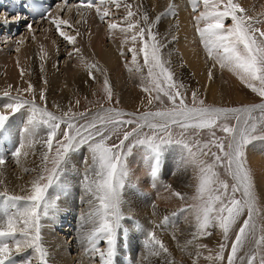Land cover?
I'll return each instance as SVG.
<instances>
[{
  "label": "snow or ice",
  "instance_id": "1",
  "mask_svg": "<svg viewBox=\"0 0 264 264\" xmlns=\"http://www.w3.org/2000/svg\"><path fill=\"white\" fill-rule=\"evenodd\" d=\"M200 2L191 0L193 12L198 10ZM202 3L204 10L194 19L196 32L208 59L214 62L213 66L219 65L220 69L233 73L264 101V31L255 27L253 18L247 16L246 10L234 0H202ZM99 4H112L116 8L121 6L120 0H99ZM79 7L92 8L95 4L87 0ZM125 7L128 9L125 17L127 26L119 30L132 32L131 41L135 43L139 39L142 44L139 52L143 54L144 66L147 67V77H142V80L146 79L142 90L148 93L147 103H163L162 98H166L171 107L137 115L101 105L95 113L90 114L91 110L77 113L69 108L57 116L46 107L37 105L34 97L28 100L5 91L3 96L9 98L10 102L0 106L4 109L0 111V138H3L11 115L25 108L29 111L27 126L23 129L25 138L12 153L17 163L22 155H28L24 151L26 148H34L39 129L44 127L47 133L42 140L46 149L41 157L42 170L31 181L28 194L15 195L6 188L0 191V264H15L14 253L29 249L36 254L39 264H48V254L42 244L41 221L54 215L56 206L47 193L59 181L62 165L67 162L70 153L83 146H87L90 153L91 163L89 165L85 161L87 167L83 182L85 191L92 197L89 203L93 204V209L82 218L91 227L81 234V240L87 252L99 257L100 264H114L117 230L124 219L121 212L122 194L130 175L127 158L134 148H140L150 176L155 180L162 157L173 146L179 149V167L184 170L191 167L196 173V194L192 197L194 203L186 209L191 211L195 220L193 239L211 235L208 231L210 228H217L222 234L218 253L206 259L220 264H224L225 260L226 264H257L259 259V264H264V252L261 251L264 249V226L258 224L261 213L245 152L254 140L264 139V134H258V130L264 133V102L248 107L218 108L206 106L204 100H198L197 93L193 92L192 105L189 106L181 92L183 85L175 81L174 74L161 59L159 41L152 31L149 16L146 13L142 15L147 27L142 26L132 21L137 14L131 10L132 6L128 4ZM96 13L101 21L110 14L107 8L102 11L101 7H96ZM227 18L231 20L228 26L225 25ZM159 20L160 17H157L156 21ZM52 23L65 41L75 43L76 37L61 31L62 25L71 27L68 21L61 18L53 19ZM108 28L115 30L118 25L109 23ZM129 51L133 54L132 63L136 65L137 49L130 48ZM86 68L91 79H95L93 69L100 71L95 64L86 65ZM135 71L142 69L137 67ZM208 76L212 78L211 70ZM25 91L33 93V86L29 84ZM103 91L111 102L113 93L107 78L103 81ZM40 99H45L43 93ZM257 112L259 116L254 115ZM232 119L236 123L228 124L227 121ZM173 127L180 129L178 138L173 135ZM145 129L148 131L145 132ZM205 130L209 133V139H197ZM216 130L225 133V137H218ZM5 163L3 156H0V166ZM221 168L231 183L221 178L218 171ZM173 195L184 198L178 192ZM168 220L169 217L165 216L164 223ZM237 225L239 227L231 241L230 252L225 257L230 234L237 229ZM102 242L106 249L101 247ZM249 243L252 244L250 252L239 256ZM145 244L152 256L169 252L155 232L147 234ZM22 264H33V261L25 259Z\"/></svg>",
  "mask_w": 264,
  "mask_h": 264
},
{
  "label": "bare ground",
  "instance_id": "2",
  "mask_svg": "<svg viewBox=\"0 0 264 264\" xmlns=\"http://www.w3.org/2000/svg\"><path fill=\"white\" fill-rule=\"evenodd\" d=\"M236 1L248 11L250 16L252 15L255 18L260 12L261 15L258 16L259 18L257 19L264 20V8H260V11L257 12V6H254L249 0ZM124 2L126 3L127 0ZM132 2L135 8L137 7L136 13H139V23L142 26H145L142 15L146 13L149 16V23L152 25V31L157 35L161 59L165 62V66L176 75L175 77L177 79H181L186 86L191 87V90L194 89L196 93L204 94L209 102L216 105L224 104L223 102L226 101L225 96L226 93H228V83L226 82H229L234 88L243 85L233 73L226 69H220L219 65L215 67H204L205 50L196 32L191 0H133ZM170 4L172 5L171 9H169ZM96 7L97 6L92 10L77 7L68 8L72 9V11L69 10L66 12L65 20L69 22L72 28L74 27V31L78 32H76L77 34L75 35V43L68 45L69 48H72L71 55H65L68 46L63 45V41H60L62 43L59 45L58 40L60 38L64 40L59 32L56 31L57 38L53 35L54 28H56L54 24L51 26L49 24L47 29H43L37 36L34 31H30L32 29L29 28L27 34H30L32 37L36 36L33 38L36 45L32 46L25 44L23 46H17L15 47V55L10 53L8 47H6L5 50L2 47L0 48V106L10 102L9 98L3 96L5 91H9L12 96H17L19 94L24 99L28 100H32L34 97L37 105L46 107L48 111L57 115L58 111L63 113L69 110L73 105L74 96L77 95V93H83L89 97L93 95L95 87L92 86L94 84H92V82L104 81L105 78L108 79L112 90L119 97L124 106L133 100L136 90L143 89L146 84V79L142 80V77H145V74H147L146 67L142 64L143 54L139 52L142 44L139 39L135 43L131 41L132 32L125 33L119 30L120 28H126V21L120 20L117 23L118 28L115 30L110 31L109 28H107L108 26H106L107 29L105 31L103 30V26L100 28V18L96 13ZM111 9L112 6L109 12L112 11ZM198 10L199 12L204 10L202 0ZM61 11H65V9L57 8L51 16L57 15L60 17L59 14ZM124 13L125 16H127L126 10ZM171 15H175L176 18L171 17ZM197 15H199V13ZM75 17H77L76 24L72 25V18ZM157 17H160L158 22L156 21ZM4 18L3 16L0 18V32L1 30H6L7 33H3L4 31L0 33V45L10 44L13 38V29L19 28L22 25V23L16 22V18L7 19L6 17L5 19L8 21H3ZM51 18L49 17L46 21L36 23L37 27L43 25ZM18 21L21 22L23 20L19 19ZM111 23H113V21H111ZM86 25L89 26V29L88 34L86 33L87 35L84 37L83 33H81V29H84ZM202 26L203 24H201V27ZM262 31H264V26ZM43 33H48V35L44 36ZM171 36L174 40L178 41L176 46L177 51H173L171 45H167ZM106 38L109 39V44H104ZM64 42L66 41L64 40ZM102 43L104 46H101L103 45ZM56 44L58 46H56ZM130 48L137 49L136 65L132 63L133 54L129 51ZM77 49L79 51H77ZM124 51L129 54L125 61L120 60L121 56L124 55H122ZM178 52H180V57L177 59V55H179ZM63 56L66 59L61 64L62 71L59 73L57 70V63ZM71 62H73V64H71ZM98 63L102 65V68ZM89 64H95L100 69V71H96L95 69L92 70L95 79L89 77L86 68V65ZM174 64H176L175 67ZM137 67L141 68L142 71H135ZM130 68L133 70L129 71ZM210 70L212 71L211 79H209L208 76ZM22 72L23 75L21 74ZM191 83H193V85H191ZM29 84L33 86V93H27L25 91ZM204 87H207V89L205 90ZM41 93L44 94V100L40 99ZM0 111H4V109L0 107ZM95 112L97 111L95 110ZM28 116L29 111L25 108L19 113L11 116L7 122L5 132L8 135L10 132L12 135V148L18 141L22 142V140H24L23 129L27 126ZM46 133V128L41 127L39 129L35 136L37 142L34 148H26L24 151H27L28 155H22L19 158V163H17L15 157L7 155L5 165L0 166V181H3V183H0V191L6 188L9 193L15 195L28 194L27 190L30 188L31 181L42 170L41 157L46 150L42 144V140L46 138ZM249 146L250 148L246 153L247 161L255 177L256 187L260 194L264 196V150H259L258 145L256 147L255 144L254 146ZM176 149L179 155V149ZM174 151L175 150L170 148L165 154L171 155ZM162 160L164 164L161 167L162 172L159 170V175L162 178H166L167 165L163 157ZM129 161L132 163L133 168L131 170L129 169L130 175L126 186L133 184V186H138L142 189H150L155 183V180L150 176L148 164L143 159V151L138 149L136 157L133 155L132 159ZM178 161V158L174 160L172 176L165 179L166 192L164 195L159 197L158 195H153L150 190L144 191L146 194L152 195L153 200L156 202L155 204L142 198L133 197L136 203L134 204L135 209H132L126 202H123V196L125 194L124 192L122 194L121 212L124 219L121 220V225L127 227L128 231L131 232L130 235L136 239L134 243L130 244L131 251L133 244L138 242V245L134 246L139 256L135 259L136 264H175L176 257H179L178 253L174 251L175 246H179V243H175L172 246L171 241L174 240L176 234L185 235L188 232L189 221L187 225L182 224V222H184L183 219L187 220V215L186 211H184L185 215H182L181 211L187 208H185V203L181 202V198L173 195V193L178 192L181 196H186L187 199V195L190 192H188L186 188L190 187V178L195 172L191 167H188L187 170L179 167ZM90 162L91 161L88 163ZM74 164L67 159V162L62 165L63 171L60 174V179L56 182V185L62 184V186L67 187V191H70V196L66 202L62 201L64 199L62 196L65 193L63 188H55L62 197L58 201L53 197L55 196L53 194L54 185L49 188L47 193V197L54 201L56 206L55 212H57L41 221L42 244L48 254V264H100L99 257L93 258L94 255L91 254V256L87 258L83 254V249H86V245L80 240L81 234L88 230L91 225L84 223L82 218H85L86 214L92 211L93 204L89 203L92 197L85 191L84 182L74 177L78 174L84 177L85 170L80 169L78 166L76 167ZM25 169H27V171H25ZM133 171L134 174L131 175ZM154 192L157 193V190ZM128 198L131 197L128 196ZM76 209L79 211L78 216L75 214ZM67 213L72 215L70 219H66L68 227H66V225L65 228L62 229L60 225L64 221ZM173 213L177 215L173 216ZM70 214L68 216H70ZM164 216L170 218L167 223H164ZM171 218L173 220L172 222ZM127 219H132V221ZM158 223H160L159 226H157ZM137 224L139 225V231L136 229ZM151 224H154V229ZM53 230H60L62 233L52 235ZM149 232H155L156 237L163 241L169 250L168 254L161 253L160 256L151 255L150 250L145 245ZM191 245L193 244L191 243ZM251 249L252 244L250 243V245L248 244L246 246L241 256H245ZM24 252L25 251H22L19 254L14 253V257L19 260L21 259L20 254ZM34 257L35 263L33 264H39L36 255ZM168 261H172V263Z\"/></svg>",
  "mask_w": 264,
  "mask_h": 264
},
{
  "label": "rangeland",
  "instance_id": "3",
  "mask_svg": "<svg viewBox=\"0 0 264 264\" xmlns=\"http://www.w3.org/2000/svg\"><path fill=\"white\" fill-rule=\"evenodd\" d=\"M124 1H126V0H120V2H121V6L120 7L121 8L120 7L119 8H116L115 5H112V4H105L103 6H101L100 4L99 5H95L97 7H101V10L102 11L104 10V8H107L109 10L111 8V6H112V9H111L112 11L109 12L110 13L109 16L105 17V19L103 21H101V19L99 20V26H100V28H102V26H103V30L105 31L108 28V27L106 28V26H108L107 24H109V22L111 23V21H113V23H118L120 20L121 21H125V17L126 16H125L124 11L125 10L128 11V9L125 7V5H128L129 3H130V5H132V7L134 5H133V2H132L133 0H130V1L127 0L126 3ZM249 1L251 3H253L254 6H257V8H256V11L257 12L260 11V8H262V9L264 8V0H249ZM234 2L235 3H238V1H236V0H234ZM68 8L69 7L64 8L65 11H61V13L59 14L60 17H58L57 15H55L49 21H47L46 23H44L43 25H39V27H37L36 24H34L32 26L31 24L26 23L25 27L22 28V30L20 31V33L17 34V35H15L12 38V41H11L12 43L10 42V44H1L0 45V48L2 47L5 50V48L8 47V50L10 51V53L13 54V55H15V53H16L15 52L16 51L15 47H17V46H23L25 44H29V45L35 46L36 44H35V40H33V38H35L37 35H39V32H42L43 29H47V27H48L49 24L51 26L53 24L52 23V20L53 19H61L62 18V19L65 20L66 19L65 17H66V14H67L66 12L69 11V10L72 11V9H68ZM136 8L134 6L133 8H131V10L136 13L137 12V9ZM92 9H95V8L93 7ZM92 9H88V10H92ZM133 9H135L136 11L133 10ZM196 12H193L194 17L199 13V10H197ZM263 14H264V12H263ZM246 15L247 16H250L248 14V11L247 10H246ZM260 15L261 14L259 12V15H257L255 18L252 15L250 17L253 18V20L255 22V27L262 31V28L264 26V20L257 19V18H259L258 16H260ZM1 16H2V14L0 13V18H1ZM171 17L176 18L175 15H173V16L171 15ZM3 21H8V20L4 18ZM72 21H73L72 22V25H75L76 24V21H77V17L72 18ZM132 21L133 22H139V13H137L134 17H132ZM230 24H231V20H230V18H227L225 20V25L228 26ZM88 27L89 26L86 25L84 29H81V33H83V36L84 37H85V35L88 34V29H89ZM29 28L32 29L30 31H34V33L36 34L35 37L34 36L32 37L30 34H27ZM15 29L16 28H14L13 31ZM56 31H57V29L54 28V34L53 35H55V37L57 38ZM61 31L65 32L66 34H68L70 36H74V37L78 33L77 31H74V27L72 28V27H68V26H66V27L65 26H62L61 27ZM134 31H138V30H134ZM1 33H2V31H1ZM43 35L44 36H47L48 33H43ZM107 39L108 38H106L104 44H109L110 43L109 39L108 40ZM58 41H59V45L62 43L60 41H63V43H62L63 45H67V46L69 45V43L67 41L64 42V40H62L61 38ZM104 44L101 45V46H104ZM177 44H178V41L177 40H174V38H172V36L168 40V43H167V45H171V49L173 51H177V47H176ZM56 46H58V45L56 44ZM101 46H100V48H101ZM66 49H67V52L68 53L66 52L65 55L70 54L72 48H69V46H68V48H66ZM178 53H179V55H177V59L180 57V52H178ZM123 54L124 55L121 56L120 60L125 61V59L127 58V55H129V54H128V52H125V51L123 52ZM70 58H72V57H70ZM65 59L66 58H64V56H63L59 60V62L57 63V70H58L59 73L62 71L61 70V64L63 63V61ZM204 60H205V65H204L205 68H207L208 66H211V67H215L216 66V65L213 66V63L214 62L212 60L208 59V56H207V53L206 52H205ZM71 64H73V62H71ZM98 64L102 68V65L100 63H98ZM142 64L144 65V60H142ZM175 66H176V64H174V67ZM146 73H147V67H146ZM175 76L176 75L174 74L175 81H177L178 84H182L183 85V88L181 89V92L184 95L185 102L189 106H191L192 105V93L195 92L194 89L191 90V87L186 86L185 83L183 81H181V79H177ZM145 77H147V74H145ZM226 83H228V85H227V87H228V93H226V96H225L226 101L223 102L224 104H216L215 105L214 103L209 102L206 99V96L204 94H198L197 93L198 100L199 99L204 100V103H205L206 106L218 107V108H221V107L222 108L248 107L250 105L260 104L261 102H263L262 99L258 95H256L255 93H253L249 88L245 87L244 85H241V87H238V88H234L229 82H226ZM92 84H93L92 86L95 87L94 88L93 95H91L89 97L86 94L77 93V95L74 96L73 105L70 107L73 112L79 113V112H84V111L91 110V112H90V114H91L92 112H95V110L96 111L100 110V106L103 105L104 108H116V109H119L121 111L129 112V113H134V114H137L138 115V114H140V113H142L144 111H156V110H160V109L170 108L171 107V104L167 101L166 98H162L164 100L163 103H160L158 101H154L152 105H148V103H147V100L149 98L148 97V93L144 92L142 89L141 90H139V89L136 90V92H135V94L133 96V100H131L126 106H124L121 103L119 97L112 90V93H113L112 100H111V102H109L107 100V98H106V94L103 91V81H97V82L96 81H93ZM191 85H193V83H191ZM204 88H205V90L207 89V87H204ZM237 91H238V93H237ZM239 96H241V97H239ZM77 101H79L78 104L76 103ZM57 115L58 116H61L62 115V112L60 113L58 111L57 112ZM254 115L259 116L260 113L257 112ZM11 116H13V115H11ZM227 123L230 124V125H233V124L236 123V121L234 119H232V120L227 121ZM62 127H63V125H62ZM144 131L147 132L148 129H145ZM172 131H173L174 137L178 138L179 137L180 129L179 128H176V127H173ZM258 134H264V133H262V132H260L258 130ZM216 135L218 137H225L226 134L223 133V132H221V131H219V130H216ZM196 138L197 139H200L201 141L208 140L209 139V133H208L207 130H205V131H203ZM115 140H116V138L113 137V141H115ZM111 142L112 141H109V143H111ZM225 142H227V141H225ZM263 143H264V139H256V140H254L249 145H253L254 146V144H255L256 147L258 145V149L262 151V150H264V144ZM249 145L245 149V152L246 153H247V150H249V148H250ZM176 148H177L176 146H173L171 148V149L175 150L174 153H172L171 155L164 154V156H163V158L166 161V165H167V176H166V178H162L160 175H158V178L155 179V183L152 185V187H150V189H142V188H140L138 186H133V184H130L129 186H126L125 189L123 190V192L125 194L123 196L124 197L123 202H126L129 205L130 208L135 209V207H134L135 205L134 204L136 203L135 202L136 200H134L133 197L142 198V199H144V200H146V201H148L150 203H153V204L156 203L153 200L152 195L146 194L144 192L145 190H150L153 193V195H155V196L158 195L159 197H161L162 195L165 194V192H166L165 179H168L169 177L172 176L173 168H174L173 167L174 160L176 158H178V160H179V155H178V151H177ZM138 149H140V148H134L132 154L127 158V162L129 163V164L127 163V166H128V168L130 170L133 168V165H132V163L129 160L132 159V156L133 155L136 157V153H137V150ZM213 151H216V149H213ZM205 159H209L210 160V158H205ZM246 159H247V155H246ZM68 161L69 162H72V164L75 163L74 165L76 167L78 166V167H80V169H84L85 170V168L87 167V165L85 164V161H88V162L91 161L90 160V153L88 152L87 146H83L78 151H76L74 153H70V155L68 157ZM90 163H88V164L90 165ZM248 166L251 169V166L249 165V163H248ZM49 167H51L50 164H49ZM218 171H219L222 179H227L229 181V183H231L230 178L227 177V175L224 172V169L223 168L218 169ZM251 171H252V169H251ZM133 174H134V171L131 172V175H133ZM191 176L192 177L190 178L191 179L190 187L189 188H186L187 191L190 192L187 195L188 198L186 199V196H185L183 199H181V202L185 203V208H187V209H189V206L194 203V201L192 200V197L196 194L195 193V186L197 184L196 173H194V175L192 174ZM74 177L77 178L80 181L81 180L83 181V176L81 174L75 175ZM253 178H254V183H255V191H256V195H257V206L260 209V213H261L260 217H258V224L264 226V198H263L264 196L260 194V192L258 191V189L256 187V182H255L254 175H253ZM56 187L63 188V190L65 191L64 195H66L67 199L69 198V196H70V193L69 192L70 191H67V187L62 186V184L55 185L53 187V194L54 195H57L58 194V192L55 190ZM155 190H157V193L154 192ZM128 196H130L131 198H128ZM56 201H58V200L56 199ZM181 212H182V215H185V212L184 211H181ZM55 213H57V212H55ZM78 213H79V211L76 209L75 210V214H78ZM69 214L70 213H67L65 215L66 217H65L64 221L62 222V224L60 225V228L64 229L65 226L67 225L66 219L67 218L70 219V217L72 215V214H70V216H68ZM186 215H187V220L183 219L184 222H182V224L187 225V222L189 221V223H188V225H189L188 226V232L185 235H178V234H176L175 237H174V240L171 241V245L172 246L175 243H179V246H175V248H174V251L176 253H178V255H179V257H176L175 264H220V262H217V261H214V260H210V259H206V257L215 256L218 253V251H219V244L222 242V234L219 231V229H217V228H210L208 231H210L212 233L211 235L204 236V237H201V238H198V239H193V233L195 232V220H194V217H193V215H192V213H191L190 210H186ZM127 220L132 221V219H127ZM172 221L173 220L171 218V222ZM151 225H152V228L154 229L155 228L154 224H151ZM66 227H68V225ZM238 227H239V225H237V229H235L233 231V233L230 234L229 247L225 251V257H227V255L230 252V244H231V241L234 240L235 231L238 230ZM153 229H152V231H153ZM60 233H62V231H60V230H57V231L56 230H53L52 231V235H57V234H60ZM130 233L131 232H129V241H130V244H131V243H134L136 239L133 236H131ZM259 234L260 233H258V235ZM189 241H192V244L193 245L189 244L188 243ZM136 245H138V242L135 243V244H133V247H132V251H133L132 254L134 255L133 256V263H135V264H136V260L135 259H137V256H138L137 253H136V248L134 247ZM199 245H204L206 247H198ZM249 245H250V243H249ZM246 246H245V248H246ZM245 248L238 254L239 256H241L243 254ZM24 251L25 252L23 254H20L21 259L18 258L19 259L18 260V263H22V261L25 260L26 258L27 259H33L34 258L33 259L34 260L33 263H35V257L34 256L36 254L32 250H30V249L27 250V251L26 250H24ZM261 251L264 252V249H261ZM197 252H199V255L198 256H197ZM32 256H33V258H32ZM168 262L169 263H172V261H168ZM224 264H226V260H225ZM257 264H259V259L257 260Z\"/></svg>",
  "mask_w": 264,
  "mask_h": 264
}]
</instances>
